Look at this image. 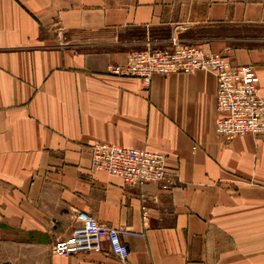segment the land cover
I'll use <instances>...</instances> for the list:
<instances>
[{"label":"crops","instance_id":"obj_1","mask_svg":"<svg viewBox=\"0 0 264 264\" xmlns=\"http://www.w3.org/2000/svg\"><path fill=\"white\" fill-rule=\"evenodd\" d=\"M263 25L264 0H0V264H264V136H219L210 72H111L153 43L135 30L164 29L162 46L176 34L251 65L264 97V35L239 30ZM99 140L163 152L176 175L92 171ZM80 213L145 236L123 237L126 261L106 243L54 253Z\"/></svg>","mask_w":264,"mask_h":264},{"label":"built area","instance_id":"obj_2","mask_svg":"<svg viewBox=\"0 0 264 264\" xmlns=\"http://www.w3.org/2000/svg\"><path fill=\"white\" fill-rule=\"evenodd\" d=\"M197 70L210 72L215 77L218 113L215 130L221 138L227 141L237 136H264V97L259 93V80L253 67L234 65L227 56L209 51L197 42H185L172 34L165 46L131 51L126 62L114 66L111 72L149 81L153 74ZM89 153L93 171L120 178L127 186L158 184L166 188L169 179L176 175L169 169L166 155L160 151L99 140L90 146ZM140 197L145 198L143 194ZM140 213L146 227L149 208L145 202L140 205ZM79 217L81 223L72 228L70 237L54 243V253L67 255L93 248L101 250L106 243L108 253L126 261L129 250L123 237L145 236L144 230L105 225L85 213H80Z\"/></svg>","mask_w":264,"mask_h":264},{"label":"rangeland","instance_id":"obj_3","mask_svg":"<svg viewBox=\"0 0 264 264\" xmlns=\"http://www.w3.org/2000/svg\"><path fill=\"white\" fill-rule=\"evenodd\" d=\"M239 30L245 34H250V35H255V34L261 35L262 34V35H264V25L263 26H257V27H245V28H240ZM146 36H148L150 40H153V43L149 44V45L144 44L142 47L139 45L138 46L135 45L134 50H143V49H146L148 47H151V48L162 47V44H165V42H162V40L168 38L167 31L164 29L150 31L149 33L148 32L146 33V31H144V30H141V29L138 30L137 29L134 32V38L137 40L143 39L145 37L144 40L147 41ZM89 168H90V165H89Z\"/></svg>","mask_w":264,"mask_h":264}]
</instances>
